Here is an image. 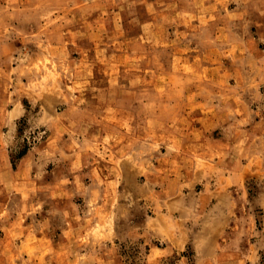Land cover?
I'll return each mask as SVG.
<instances>
[{
	"label": "rangeland",
	"instance_id": "obj_1",
	"mask_svg": "<svg viewBox=\"0 0 264 264\" xmlns=\"http://www.w3.org/2000/svg\"><path fill=\"white\" fill-rule=\"evenodd\" d=\"M25 149L121 232L92 264H264V0H0V165ZM10 227L0 264H65Z\"/></svg>",
	"mask_w": 264,
	"mask_h": 264
},
{
	"label": "crops",
	"instance_id": "obj_2",
	"mask_svg": "<svg viewBox=\"0 0 264 264\" xmlns=\"http://www.w3.org/2000/svg\"><path fill=\"white\" fill-rule=\"evenodd\" d=\"M18 111L17 108L15 112ZM31 158L32 154L26 153L17 168H13L11 161L0 165V220L4 224L10 222L8 233L21 241H33L37 248L55 250V253L45 257L62 258L65 264L116 261L115 240L121 232L109 221L100 226L103 219L98 217L99 210L81 209L79 194L68 185L70 175L55 180L31 177ZM75 158L77 163L78 155ZM20 172L22 177H19ZM75 179L78 180V175ZM17 197L19 202L14 205L16 214L8 215L9 208H6L10 201L17 202ZM47 199L55 204L53 209H49ZM19 206L23 207L22 212L16 211ZM145 227L158 236L159 218L147 219ZM214 236L212 233L209 237L211 242L217 239ZM152 254L158 256L161 252L155 247L151 249ZM240 263L243 264V261L240 260Z\"/></svg>",
	"mask_w": 264,
	"mask_h": 264
},
{
	"label": "trees",
	"instance_id": "obj_3",
	"mask_svg": "<svg viewBox=\"0 0 264 264\" xmlns=\"http://www.w3.org/2000/svg\"><path fill=\"white\" fill-rule=\"evenodd\" d=\"M26 153H27V149L21 151V152L18 154V157H17L16 159H14V157L11 159V160H12L13 167L16 166V160L21 159Z\"/></svg>",
	"mask_w": 264,
	"mask_h": 264
}]
</instances>
